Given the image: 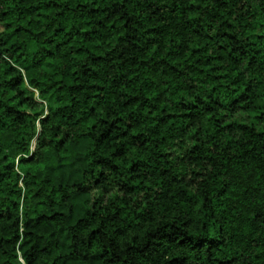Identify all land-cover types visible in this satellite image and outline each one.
I'll return each instance as SVG.
<instances>
[{
  "label": "trees",
  "instance_id": "obj_1",
  "mask_svg": "<svg viewBox=\"0 0 264 264\" xmlns=\"http://www.w3.org/2000/svg\"><path fill=\"white\" fill-rule=\"evenodd\" d=\"M0 264H264V0H0Z\"/></svg>",
  "mask_w": 264,
  "mask_h": 264
},
{
  "label": "rangeland",
  "instance_id": "obj_2",
  "mask_svg": "<svg viewBox=\"0 0 264 264\" xmlns=\"http://www.w3.org/2000/svg\"><path fill=\"white\" fill-rule=\"evenodd\" d=\"M32 148H33V146H32Z\"/></svg>",
  "mask_w": 264,
  "mask_h": 264
}]
</instances>
